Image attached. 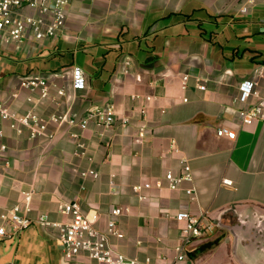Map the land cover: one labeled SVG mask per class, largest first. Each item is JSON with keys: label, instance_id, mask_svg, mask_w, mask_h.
I'll return each instance as SVG.
<instances>
[{"label": "crops", "instance_id": "obj_1", "mask_svg": "<svg viewBox=\"0 0 264 264\" xmlns=\"http://www.w3.org/2000/svg\"><path fill=\"white\" fill-rule=\"evenodd\" d=\"M78 68L84 89L74 88ZM34 74L50 83L47 99L21 87ZM245 82L254 91L242 102ZM261 100L264 0L250 6L247 0H74L56 39L32 48L0 45V103L11 111L81 119L112 104L116 113L111 128L51 124L54 139L32 140L3 123L0 145L8 147V166L0 177V224L29 190L34 223L12 239H0V264H98L86 255L66 261L57 230L37 222L41 215L69 221L62 208L74 201L83 214L96 212L95 226L105 233L111 211L122 209L115 218L122 237L110 241L129 258L264 264V119L250 125L240 119L242 110ZM221 127L237 138L218 137ZM141 129L146 136L137 142ZM183 158L193 180L170 190L164 176L181 174ZM90 171L98 177L83 176ZM158 180L162 188L134 191ZM181 211L203 215L218 228L181 250L175 221ZM180 253L183 261L176 260Z\"/></svg>", "mask_w": 264, "mask_h": 264}, {"label": "built area", "instance_id": "obj_2", "mask_svg": "<svg viewBox=\"0 0 264 264\" xmlns=\"http://www.w3.org/2000/svg\"><path fill=\"white\" fill-rule=\"evenodd\" d=\"M74 0H0V45L32 48L44 42L52 41L59 37L65 27L68 18V9ZM257 0H247V5H254ZM248 7H244L242 12H247ZM74 88L84 89L86 82L82 71L78 68L74 71ZM189 78L184 76L183 87L186 88ZM21 87L40 91L41 99H47L50 96V83L45 78L34 74L23 78ZM201 90L205 86L199 85ZM242 102H245L254 91L252 82H245L240 87ZM58 95L64 96L63 89L58 90ZM32 102V99H28ZM240 119L243 125H250L256 120L264 119V101L261 100L254 107L242 110ZM18 135L27 133L32 140L41 137L54 139L55 134H49L48 129L51 124L61 128L63 125L80 126L83 129L88 128L90 122H93L98 128H111L116 123V113L112 104L103 107H95L89 110L86 115L78 119L73 116L54 114L49 118H44L37 114L34 109H30L24 114H17L11 111L6 105L0 103V141L4 138L3 123ZM128 119L123 120L126 125ZM145 131L141 129L137 142L145 138ZM217 136L235 140L237 133L227 127H221L217 130ZM83 147L82 144H78ZM8 150L6 144L0 145V177L4 175V169L8 166V161L4 160L3 154ZM182 172L179 175L167 172L164 180L170 190H178L185 181L193 180L192 169L186 158L181 160ZM83 176L98 177V173L90 171ZM227 185H232L231 180H224ZM153 186L163 187V180H158L155 184L146 183L134 187L136 193L144 189H150ZM189 195H194V190H188ZM113 194H117L114 191ZM34 192L32 190L24 191L22 199L15 204L8 212L2 216L0 224V239L14 238L22 231L29 228L34 221L29 214L32 210ZM62 213L69 216L67 222H55L49 219L47 215H41L37 222L55 229L58 232V242L62 249L66 261L71 262L82 255L98 264H157L151 258L139 260L129 258L119 252L111 243L110 237H122L117 228L115 218L122 215L121 208H114L111 211L112 219L108 224V232H102L96 228L95 223L98 218L96 212L83 214L80 204L76 201L67 203L62 208ZM175 221L180 225V234L182 248L189 246L195 240H200L211 236L218 228L216 223H208L203 215H193L187 211L178 212L175 215ZM184 254L180 253L176 260L183 261ZM167 264V263H166Z\"/></svg>", "mask_w": 264, "mask_h": 264}, {"label": "water", "instance_id": "obj_3", "mask_svg": "<svg viewBox=\"0 0 264 264\" xmlns=\"http://www.w3.org/2000/svg\"><path fill=\"white\" fill-rule=\"evenodd\" d=\"M241 223L244 225V226H247V224L248 223H246V224H244V222L243 221H241ZM259 225H260V223H259ZM262 225V224H261ZM261 225L259 226V227H261ZM219 226H220V224H219ZM261 242H262V244L264 245V240L262 239V240H260Z\"/></svg>", "mask_w": 264, "mask_h": 264}]
</instances>
